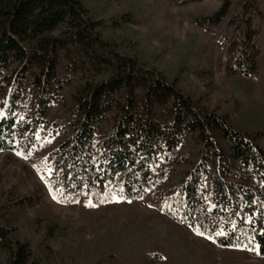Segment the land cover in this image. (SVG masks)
<instances>
[{
    "label": "trees",
    "instance_id": "16d2710c",
    "mask_svg": "<svg viewBox=\"0 0 264 264\" xmlns=\"http://www.w3.org/2000/svg\"><path fill=\"white\" fill-rule=\"evenodd\" d=\"M195 18L227 46L228 77L259 86L264 0H222ZM184 72L200 71L171 79L105 37L81 0H0V153L30 161L84 215L145 198L172 230L264 258V106L242 94L212 106L178 84ZM27 200L41 202L39 189ZM10 214L0 213L5 264H42L45 247Z\"/></svg>",
    "mask_w": 264,
    "mask_h": 264
},
{
    "label": "rangeland",
    "instance_id": "374dc122",
    "mask_svg": "<svg viewBox=\"0 0 264 264\" xmlns=\"http://www.w3.org/2000/svg\"><path fill=\"white\" fill-rule=\"evenodd\" d=\"M81 1L89 15L100 21L105 37L171 79L180 69L200 71L199 77L191 72L179 75L178 84L191 95L207 93L212 106L223 97L250 95L264 106V70L256 87L228 77L227 46L219 45L195 24V17L212 14L222 0L189 4L180 0ZM209 66L210 73H201ZM37 189L41 202L27 200ZM53 197L30 161L15 151L0 153V207L6 205L0 213L11 212L9 223L25 228L35 244L45 247L42 264H264V258L252 257L247 250L219 248L191 229L172 230L171 219L159 214L145 198L130 203L115 200L95 216L92 209L88 215L82 213L81 200L60 204ZM163 230L164 234L159 232ZM166 235H174L171 243L161 240ZM154 252L163 258H150ZM0 264H5L3 252Z\"/></svg>",
    "mask_w": 264,
    "mask_h": 264
},
{
    "label": "snow or ice",
    "instance_id": "6c2138e0",
    "mask_svg": "<svg viewBox=\"0 0 264 264\" xmlns=\"http://www.w3.org/2000/svg\"><path fill=\"white\" fill-rule=\"evenodd\" d=\"M56 197H53V199H55ZM89 206H91V205H89Z\"/></svg>",
    "mask_w": 264,
    "mask_h": 264
}]
</instances>
